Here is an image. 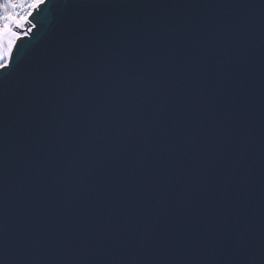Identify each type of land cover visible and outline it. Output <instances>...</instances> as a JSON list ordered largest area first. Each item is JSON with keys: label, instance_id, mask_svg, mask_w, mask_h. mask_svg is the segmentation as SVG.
<instances>
[{"label": "water", "instance_id": "1", "mask_svg": "<svg viewBox=\"0 0 264 264\" xmlns=\"http://www.w3.org/2000/svg\"><path fill=\"white\" fill-rule=\"evenodd\" d=\"M0 264H264V0H49L0 78Z\"/></svg>", "mask_w": 264, "mask_h": 264}, {"label": "snow or ice", "instance_id": "2", "mask_svg": "<svg viewBox=\"0 0 264 264\" xmlns=\"http://www.w3.org/2000/svg\"><path fill=\"white\" fill-rule=\"evenodd\" d=\"M49 0H0V78L16 68L21 42L30 40Z\"/></svg>", "mask_w": 264, "mask_h": 264}]
</instances>
